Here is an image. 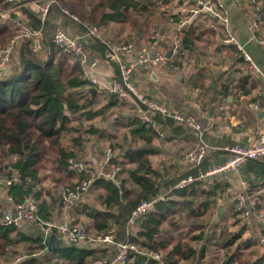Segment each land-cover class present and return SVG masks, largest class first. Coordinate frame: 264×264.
Segmentation results:
<instances>
[{
	"label": "trees",
	"instance_id": "obj_1",
	"mask_svg": "<svg viewBox=\"0 0 264 264\" xmlns=\"http://www.w3.org/2000/svg\"><path fill=\"white\" fill-rule=\"evenodd\" d=\"M162 1L172 3L174 0ZM171 3L161 8L159 0H58L51 6L44 27L46 34L51 33L55 25L57 26L55 21L57 18H69L63 13V9H67L80 18L82 24H78L79 31L84 32L85 25L95 24L104 28L103 33L109 39L118 42L133 41L138 44L139 39L143 40L147 29H152L153 33L149 41L152 44L159 25L163 23L161 27L163 32H166L169 25L180 21L178 13L175 14L168 8ZM260 5L264 13L261 1ZM8 6L6 0H0V12L6 10ZM22 10L23 18L31 26L40 28L43 25L37 13L31 8L24 7ZM129 22L132 23L135 37L115 39L113 26L118 25L120 29L123 24L127 25ZM192 26V24L187 25L185 32L179 35L184 54L171 52L172 33L167 35V41L157 46L166 56L168 52L172 53L166 60L175 59L174 61L178 62L179 58L187 57V49L192 50L195 55L209 56L206 45H196V40L201 39L207 31L196 33L199 27ZM261 26L264 28V17ZM15 34L16 27L12 19L1 18L0 45L10 41ZM92 42L90 46L86 45L87 52L97 59L99 56L106 57L105 46L99 41L92 40ZM230 49L235 54V66L229 75L217 78V83L221 80L218 92L223 99L229 95H247L257 88L259 82L253 77L252 72L242 71L241 66L245 64V61L238 56L236 47L230 46ZM204 69H206L205 65L193 74L192 84L203 89L204 93L217 91L216 88H210V84L204 86L199 84L200 75ZM118 78L119 70L115 79ZM89 86L82 77L80 64L69 54L52 46L49 58L44 59L38 52L32 50L29 40L23 41L19 69L0 75V170L18 171L23 178H30L34 183L41 185L42 173L48 171L46 175L52 176L54 180L52 187H40L36 194L39 206L46 216L55 210L60 201V196L57 195L58 187L71 186L85 178L68 169V160L83 158L91 137L95 136L99 140V128L95 126V122L99 116L106 114V107L99 105V92L92 94ZM121 100L114 99V102L119 101L121 104ZM254 101L258 103L259 109H263L264 93L256 97ZM133 119L132 124L138 128L130 130V136L139 134L147 142L151 140L152 135L158 136L150 125L135 117ZM172 125L190 129L174 122ZM197 142L198 139L194 147ZM109 145L114 153V161L122 164L121 190L109 180L96 179L91 189H100L98 199L102 207L76 204L71 209H75L76 214L86 217L83 223H87L93 235H105L116 231V238L119 240L125 238V225L132 210L141 200L155 197L165 188L161 189L160 174L152 167L148 154L143 150L126 151L123 159L121 155L115 153L116 146L120 144L110 143ZM128 161L135 163V166L127 167ZM203 163L204 161L185 176L197 175L205 171L202 167ZM256 165H258L259 173L264 175V164ZM183 177L173 180L170 184L174 185ZM195 184L199 186L201 182H194L182 189H191ZM258 184H253L251 189L264 187V181ZM168 187L166 185V188ZM176 189L171 190L165 200L159 201L147 218L138 220L132 226L138 225L137 235H132L131 239L137 243L142 253H133L127 264H143L144 262L159 264V261L151 255L160 250L165 251L163 257L165 264H179L191 257H197L198 250L188 242H183L186 238L179 235L183 234L181 231L179 234H171L172 230L160 228V219L163 217V214L158 211L161 208L160 205L172 206L173 203L168 200ZM226 189V184L214 182L213 188L207 190L206 194L211 198ZM10 192L17 201H22L26 193L21 186L12 187ZM257 198V204L260 206L264 202V193ZM211 203L210 200L204 201V209H207ZM6 208L7 204L0 202V264H93L94 260L102 257L99 255L106 251L99 249V253L96 254L97 251L93 249L82 248L83 244H73L55 248L49 252L46 250V243L43 242L42 237L30 235L14 223L3 222ZM77 219L81 218L77 217ZM238 235L230 236L228 239L223 238L225 240L222 248L232 247L237 242ZM176 237L179 238L175 240ZM193 237L195 238L190 239H202V235ZM214 239L212 237L208 243L212 241L215 243ZM253 243L248 241L244 243L243 248L248 249ZM170 245L171 248H168ZM206 247L207 243L199 253V259L206 256ZM240 248L241 246H238L236 250L225 253L222 264H264V253L257 255L258 257L252 261H247L241 258ZM132 260L134 261L131 262Z\"/></svg>",
	"mask_w": 264,
	"mask_h": 264
},
{
	"label": "crops",
	"instance_id": "obj_2",
	"mask_svg": "<svg viewBox=\"0 0 264 264\" xmlns=\"http://www.w3.org/2000/svg\"><path fill=\"white\" fill-rule=\"evenodd\" d=\"M223 1L229 12L236 40L252 56L261 69L260 73H253V77L259 80L258 86L253 92L240 96L229 95L225 99L220 97L218 91L221 80L217 83V78L229 75L233 70L236 62L235 54L230 49V46H235L222 41L224 30L212 14L205 11L194 12L197 8L194 0H174L172 3L176 6V11L173 12L175 14L178 13L179 20L189 19L188 25L192 24V27H199L196 33L203 30L209 31V33L206 32L202 35L201 39L196 40V45L207 46L206 49H209V56L195 55L192 50L187 49L186 54L188 52L189 59L183 57L179 58L178 62L174 61L175 59H169L163 62L137 65L134 74L139 85L149 94L171 107L193 114L203 125L205 128L203 140L209 145V151L202 165L206 171L229 160L230 153L225 150L226 146L252 144L260 133L264 131V118L259 116L260 111L264 110V108L257 109L254 107V104L257 103L254 99L264 93V44L262 43L264 28L256 31L251 25L253 12L251 0ZM260 1L264 8V0ZM159 3L161 4L159 6L164 8L171 2L164 3L159 0ZM29 8L32 9V7ZM21 11L23 13V10ZM55 21L71 34L83 32V30L79 31L78 23L70 18H57ZM101 29L104 31V28ZM113 31L117 40L128 39L130 35H135V31L119 29L118 26H114ZM44 32L46 33L45 27ZM46 40L51 50L52 38H46ZM139 41L138 45L150 44L145 39H139ZM91 44H93L92 39H87L86 45L90 46ZM22 45L23 40L16 42L12 61L1 70L0 74L19 69ZM168 54L171 55L172 53L168 52ZM125 59L126 61H133V58L128 57ZM97 60L98 64L94 72L99 79L100 86L109 85L118 75V65L114 61L107 59L105 55L99 56ZM203 65L206 66V69L201 72L199 84L202 86L210 84V88H216L217 91L204 93L203 89L192 84L193 74L197 73ZM90 88L92 87L89 86ZM99 97V105L106 107V114L99 116V119L95 122V126L99 128V146L95 145L98 148L97 151L99 150V158L102 157L105 147H109L110 143L120 144L116 146L115 153L122 157L126 151L143 150L144 153L148 154L152 167L160 174L161 189L165 188L161 192L170 189L172 186L170 183L173 180L185 176L194 168L192 162L185 158V153L191 150L196 143L197 136L193 130L172 125L173 122H170L169 130L164 138L152 135L151 140L147 142L139 134H135L132 137L130 136V130L138 128L132 124L134 120L131 113L132 101L122 99L120 104L119 101L114 102L116 98L105 92H99ZM219 106H222V108H219ZM126 134L129 136H125ZM147 134L150 135L151 133ZM97 140L93 136L90 138V143H96ZM92 153L95 154V152ZM256 164H264V161L249 160L237 172H216L199 180L201 182L199 186L195 184L191 189H176V192L171 194L168 200L173 205L169 207H166L165 204L160 205L161 208L158 211L163 214L162 219H160V228L162 230H172L171 234H179L185 228H187V231L191 230L188 235L185 232L179 234L184 238H195L193 236L202 235V239L199 241L187 240L190 245L202 242L199 244L197 253L201 252L207 238H226L231 233L230 236L239 234L237 241L241 238H246L247 240L252 239L258 242L259 238L264 235V202L258 206L257 196L264 193V187L251 189V186L253 184L259 185L258 183L264 181V175L259 173L258 165ZM126 166L134 167L135 163L128 161ZM241 180H246L250 186L248 202H255L252 208L254 214L248 218H242L235 211L233 197L235 193L243 190ZM214 182L226 184L227 189L221 194L209 198L206 191L213 188ZM166 185L169 187L166 188ZM93 190L95 189H91L85 201L80 203V205L89 204ZM170 193L171 191L166 197ZM206 200H210L212 203L207 209H204L203 202ZM248 206H250L249 203ZM71 208L63 206L61 201H58L55 210L48 215L54 216L57 214L58 219L70 216L76 223H83L86 217L76 214L77 211ZM259 213H263L262 218L258 216ZM77 217L81 219L79 220ZM19 227L30 235L35 232V236L42 237L39 229L34 224L23 221ZM132 234L137 235L133 231ZM254 245L256 244L253 243L251 247ZM238 246L240 247V245ZM63 247L65 246L54 238L46 243V250L49 252L55 248ZM81 247L87 250L93 249L97 251L96 254L99 253L100 249L96 244H83ZM261 249L263 254L264 249L262 247ZM207 259V255L202 258V264L208 262L209 260ZM217 263L213 262V264Z\"/></svg>",
	"mask_w": 264,
	"mask_h": 264
},
{
	"label": "built area",
	"instance_id": "obj_3",
	"mask_svg": "<svg viewBox=\"0 0 264 264\" xmlns=\"http://www.w3.org/2000/svg\"><path fill=\"white\" fill-rule=\"evenodd\" d=\"M197 8L194 12L205 11L212 14L221 24L224 30V43H231L237 49L238 56L242 57L245 64L241 66L242 71L260 73L261 69L253 60L252 56L246 52L236 40L231 25L229 12L223 0H194ZM8 8L1 13L4 19L11 18L16 27L15 36L4 46L0 47V71L8 66L12 61V55L15 44L18 40H29L34 52H38L41 47V38L44 34V22L50 12L51 6L58 0H6ZM253 4L251 25L256 31H260L264 13L260 5V0H251ZM24 7H32L42 22V26H31L22 15ZM11 13H15L11 16ZM63 13L69 18L82 24L78 16L67 9ZM189 19L180 20L173 26L169 25L166 32L162 27L156 30L152 44L138 45L133 41L118 42L105 37L101 27L95 24L85 25V31L82 33L71 34L61 25H57L52 35V44L69 54L74 60L78 61L82 68V77L90 85L97 88L98 92L111 94L116 99H129L132 101V116L148 124L154 132L161 138L166 136L169 130L170 122L183 125L196 133L198 142L196 146L186 153L185 158L192 162L194 167H199L204 161L209 145L204 142L203 134L205 128L191 113L182 112L174 107L167 105L158 98L145 91L137 82L134 74L137 65H146L153 62H163L167 56L157 46L167 41V35L172 33L173 43L172 51L174 54H184L181 49L179 35L185 32ZM92 39L99 41L107 49L106 58L114 61L118 65L119 78L114 79L109 85L100 86L99 79L95 75L94 69L98 60L90 55L86 50V40ZM264 44V38L262 39ZM133 58V61H126L125 58ZM259 108L258 103L254 104ZM222 108V106H219ZM230 153L229 160L208 171L199 172L197 175L189 174L178 180L170 189L160 192L157 196L141 200L137 207L132 210L127 218L125 225V238L118 240L112 232L105 235L90 234L87 225L76 223L72 217L65 216L58 219L57 214L46 216L39 206V200L36 197L41 184L34 183L30 178H23L18 171L4 172L0 171V198L7 204L3 222L14 223L20 226L21 222L34 224L42 235L43 242L47 243L51 237L61 243L63 246L69 245H92L99 242H105L112 245V254L107 257H99L93 264H127L130 256L135 252H140L137 243L131 239L132 226L140 219L147 218L155 205L159 201L166 199L167 194L178 188H184L194 182L202 180L207 175L216 172H237L241 166L249 160L264 161V131L259 137L249 145L232 144L225 147ZM112 148L106 147L103 155L89 154L81 159L71 158L68 160V169L77 175L85 176L84 179L71 186L58 187L57 194L63 206L72 207L73 205L83 203L87 194L96 179L103 178L111 181L120 190L122 186V164L114 161ZM243 190L234 194L235 211L239 212L242 218H248L254 214L252 210L255 202H248V190L250 188L246 180H241ZM43 185V184H42ZM21 186L25 197L22 201H17L16 197L10 192L12 187ZM248 203L250 206H248ZM253 211V212H252ZM58 212V211H57ZM260 218L263 213H259ZM259 245L264 249V235L259 238ZM157 259L160 264H165V259L159 254L151 255Z\"/></svg>",
	"mask_w": 264,
	"mask_h": 264
},
{
	"label": "rangeland",
	"instance_id": "obj_4",
	"mask_svg": "<svg viewBox=\"0 0 264 264\" xmlns=\"http://www.w3.org/2000/svg\"><path fill=\"white\" fill-rule=\"evenodd\" d=\"M175 7L176 6L174 4H171L168 8H170L171 11H176ZM159 12H161V11H159ZM2 14H4V13H1L0 21H1V18L4 19ZM11 16H13V14H11ZM74 24H76V23H74ZM57 25H59V24L57 23ZM115 26H118V25H115ZM161 26H163V23L161 25H159L160 28H161ZM121 27L123 29H126L127 31H133L131 22H129L127 25L123 24ZM55 28H56V25L53 28V30L51 31V33L46 34L44 32V34H43V36H42V38L40 40L41 47H40V50L38 51V54L41 55L44 59H48L49 58L50 51H51L49 49V47H48L46 38H52V34H53V31H54ZM152 33H153L152 29H147V32L144 35L143 39H145L146 41L149 42L150 38L152 37V36L150 37V35H152ZM132 36L133 35H130L129 38H131ZM8 42H5L4 44H6ZM4 44H1L0 47L4 46ZM52 46H53V44H52ZM187 58L189 59L190 57L187 55ZM0 72H2V71H0ZM2 74L3 73H1L0 75H2ZM98 124H99V122H98ZM95 145L99 146V140H97L96 143H90V145H87V147L85 148L86 151H85L83 157H85V156H87L89 154H93L92 152H95L96 155H99V151H97L98 148H97V146L95 147ZM109 146L111 147V145H109ZM46 174H48V171H45V173H42V176H43V181H42L43 185H41L42 188H50V187H52L53 182H54L52 176H47ZM98 195H99V190H97V189L93 190L92 195H91V199L89 200V204H88L89 207H98V208L102 207V205H100V203H99ZM0 202H4V199L2 198V196L0 198ZM1 220H3V219H1ZM79 224L85 225V223H79ZM137 226L135 225L134 227H132L131 231H133L134 233H137ZM181 231H182V233L185 232L186 235L190 234V232H191V230L187 231V228L182 229ZM90 234H93V233L91 232ZM112 234L116 238V236H117L116 231L112 232ZM231 234L227 235L225 239H228ZM33 235H35V232H33ZM192 235H194V234L192 233ZM178 238L179 237H176L175 240L178 239ZM181 239H183V238H181ZM209 239H212V238H207V241H206V243H207L206 255L208 256L207 260H209V261L204 263V264H213V262H216V263L218 262L217 264H222V261H223V259L225 257V253L236 250L238 245L241 246V248H240V252L241 253L240 254H242L241 258L243 257L244 260L252 261V260H254L256 258L257 255L262 254L261 246L258 244V242H256V240H252V239H248L247 240L246 238H241L232 247H230L229 249H225V248H222V244H223L225 239H223V238H215L214 239L215 243H212L213 241L208 243ZM187 240H190V238H186V240L183 241V242H186V243L188 242L190 244V242L187 241ZM248 241L249 242H254L256 245H254V246H252L251 248H248V249L247 248H243L244 247V243H246ZM201 243L202 242H196V243H193L192 246L193 247L195 246L194 248L196 250H198L199 249V244H201ZM96 245H98L100 249L106 250L102 255H99V256L107 257V256H110L112 254V245H110L108 243H105V242H99V243H96ZM168 248H171V245ZM154 254H159V255L164 257L165 251L164 250H162V251L160 250V252L158 251L157 253H154ZM133 261L134 260H132L131 262H133ZM143 264H147V263L144 262ZM179 264H202V260L199 259V253H197V257H195V258L191 257L190 259L182 261Z\"/></svg>",
	"mask_w": 264,
	"mask_h": 264
},
{
	"label": "water",
	"instance_id": "obj_5",
	"mask_svg": "<svg viewBox=\"0 0 264 264\" xmlns=\"http://www.w3.org/2000/svg\"><path fill=\"white\" fill-rule=\"evenodd\" d=\"M167 56L169 57L170 54H168ZM89 91L92 92V94H94V93L97 91V89H96L95 87H92V88L89 89ZM259 116H260L261 118H264V110L260 111ZM51 238H53V236H52Z\"/></svg>",
	"mask_w": 264,
	"mask_h": 264
}]
</instances>
